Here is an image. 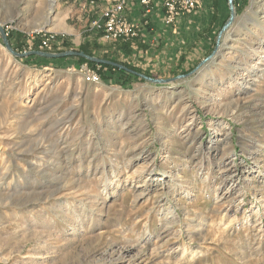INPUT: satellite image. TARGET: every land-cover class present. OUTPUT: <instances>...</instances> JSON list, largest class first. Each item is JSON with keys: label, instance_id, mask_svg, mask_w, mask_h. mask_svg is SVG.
I'll use <instances>...</instances> for the list:
<instances>
[{"label": "rangeland", "instance_id": "1", "mask_svg": "<svg viewBox=\"0 0 264 264\" xmlns=\"http://www.w3.org/2000/svg\"><path fill=\"white\" fill-rule=\"evenodd\" d=\"M201 2L125 54L76 0H0L17 52L94 42L92 56L180 75L18 57L0 35V264H264V0H233L217 44L227 1Z\"/></svg>", "mask_w": 264, "mask_h": 264}, {"label": "built area", "instance_id": "2", "mask_svg": "<svg viewBox=\"0 0 264 264\" xmlns=\"http://www.w3.org/2000/svg\"><path fill=\"white\" fill-rule=\"evenodd\" d=\"M92 7L98 11L88 21V31L100 34L104 39L129 41L139 37L142 32L153 33L151 15L154 11L161 12V22L164 26H172L179 18L192 13L201 0H138L140 16L131 20L127 14L134 0H89ZM100 2L104 3L101 7ZM51 32H43L40 36V48L51 50L53 41ZM25 52V50H24ZM82 74L88 82H98L96 71L82 67Z\"/></svg>", "mask_w": 264, "mask_h": 264}, {"label": "water", "instance_id": "3", "mask_svg": "<svg viewBox=\"0 0 264 264\" xmlns=\"http://www.w3.org/2000/svg\"><path fill=\"white\" fill-rule=\"evenodd\" d=\"M227 1V6H228V9H229V16L227 18V20L224 22V24L222 25L220 31L218 32L217 34V37H216V44L218 43V39L221 35V33L226 30L228 28V26H230L234 16H235V8H234V5H233V0H226ZM0 35H1V38H2V42L5 46V48L14 56H18V57H22V56H27V55H37V56H41V57H46V58H57V57H66V56H82L84 58H86L87 60L89 61H92V62H95L97 64H109V65H112V66H116V67H119V68H123V69H126L127 71L145 79V80H148L150 82H153V83H165V82H169L171 80H173L174 78L176 77H180V75L174 77V78H153V77H150V76H147L143 73H140V72H137V71H134V70H131V69H128L126 68L124 65L120 64V63H117V62H114V61H111V60H107V59H103V58H98V57H95V56H92V55H88V54H85L81 51H77V50H66V51H61V52H48V51H42V50H36V49H33V50H29L27 52H17L15 51L11 46L10 44L8 43V39L4 33V30L3 28L0 26ZM216 47V46H215ZM208 58H210V55L207 56L203 61L207 60Z\"/></svg>", "mask_w": 264, "mask_h": 264}, {"label": "crops", "instance_id": "4", "mask_svg": "<svg viewBox=\"0 0 264 264\" xmlns=\"http://www.w3.org/2000/svg\"><path fill=\"white\" fill-rule=\"evenodd\" d=\"M77 2H78V4H81L83 7H84V10H87V12H88V17H89V19H90V17H92L97 11H98V8H96V7H92L91 5H90V1L89 0H85V2H82V0H76ZM137 1L138 0H134V2H135V4L136 5H132V7L130 8V9H128V11H127V14H128V16H129V18L131 19V20H136L139 16H140V10H139V6H138V4H137ZM203 1V0H202ZM104 5V3H102V2H100V5L99 6H103ZM204 4L202 3V2H200L199 4H198V6L196 7V9L190 14V15H185V16H190V17H195V19H198V17L197 16H199V12H200V8L203 6ZM82 6H81V9H82ZM198 14V15H197ZM196 15V16H195ZM185 16H182L181 18H179L178 20H177V22L175 23V24H173L172 26H174V25H176L178 22H180ZM151 18H152V21L154 22V27L156 28V30H158V28L159 29H162L163 27H164V25L162 24V22H161V12H159V11H154V13L151 15ZM89 21V20H88ZM169 28V27H168ZM158 32V31H157ZM142 33H144V32H142ZM145 36V34H141L140 36ZM159 37H160V39L161 40H163L162 38L163 37H165V34H159ZM158 37V38H159ZM140 38V37H139ZM138 38V39H139ZM141 39V38H140ZM17 38H16V40H14V41H16L17 42ZM28 43V41L26 42V44ZM37 43V42H36ZM17 44H18V42H17ZM25 43H24V45H26ZM18 45H20V44H18ZM31 45L32 44H28L27 45V48H29V47H31ZM22 46V45H21ZM24 47V46H23ZM36 56L37 55H35V56H32V57H29L30 59L31 58H33V59H40V58H36ZM35 57V58H34ZM41 57V56H40ZM44 58H46V57H44ZM47 59H51V60H49V61H54L55 59H59V57H57V58H47ZM60 61H62V60H60Z\"/></svg>", "mask_w": 264, "mask_h": 264}, {"label": "trees", "instance_id": "5", "mask_svg": "<svg viewBox=\"0 0 264 264\" xmlns=\"http://www.w3.org/2000/svg\"><path fill=\"white\" fill-rule=\"evenodd\" d=\"M135 39V38H134ZM133 40V39H131ZM122 41L120 43V45L118 46L119 50L125 54H129L131 52V45H130V40L129 41H123V40H120ZM64 46H68L67 43H64ZM138 46L140 47L141 44L139 43ZM92 47H97V44L92 42V46H88L86 44L82 45L80 48H79V51L85 53V54H88V55H93L92 52H91V49ZM32 56H35V55H29L28 57H32ZM37 57V56H36ZM77 60L80 62V63H87L89 66H94L96 63L95 62H92V61H89L87 60L86 58L82 57V56H76ZM103 59H107V58H104ZM107 60H111V61H114V62H117V63H120L122 65H124L126 68L128 69H131V70H134V71H138V72H142L144 74H147L149 75L146 71H142L138 68H135L131 65H128V64H125V63H122V62H119L115 59H107ZM101 67H104L106 68V70L110 71L112 73V75H114L117 71L118 72H121L122 75H125L127 77H130V76H133L134 74L127 71L126 69H123V68H119V67H116V66H112V65H109V64H99ZM120 74V78L119 79H123V76H121ZM118 79V80H119Z\"/></svg>", "mask_w": 264, "mask_h": 264}, {"label": "bare ground", "instance_id": "6", "mask_svg": "<svg viewBox=\"0 0 264 264\" xmlns=\"http://www.w3.org/2000/svg\"><path fill=\"white\" fill-rule=\"evenodd\" d=\"M55 0H50V3H51V7L53 6Z\"/></svg>", "mask_w": 264, "mask_h": 264}]
</instances>
